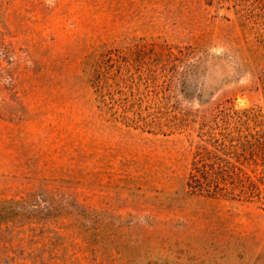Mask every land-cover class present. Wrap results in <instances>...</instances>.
<instances>
[{"label": "rangeland", "instance_id": "1", "mask_svg": "<svg viewBox=\"0 0 264 264\" xmlns=\"http://www.w3.org/2000/svg\"><path fill=\"white\" fill-rule=\"evenodd\" d=\"M0 264H264V0H0Z\"/></svg>", "mask_w": 264, "mask_h": 264}, {"label": "trees", "instance_id": "2", "mask_svg": "<svg viewBox=\"0 0 264 264\" xmlns=\"http://www.w3.org/2000/svg\"><path fill=\"white\" fill-rule=\"evenodd\" d=\"M219 146L220 150L223 149V151L225 150L227 152L226 157L232 158L235 157L236 154L239 155V157H242V155L245 156L246 154L244 151V144L242 143H237L236 145L230 144L228 145V147L224 144ZM238 150H240L241 152L238 153ZM253 152L254 151H251L249 153L255 154ZM228 154L231 156H229ZM217 160L220 161V158H217ZM224 163L225 165H222L218 162L213 163L212 167L214 168L216 167L215 165H217V169L213 174L214 176L212 182H209V184L212 186V189H210L211 186H208V189H203L202 187H200L201 185L196 175L190 176L191 188L198 191L206 190L207 192H212L214 194L220 192H223L225 194H236L235 192L237 191L236 195L251 198L257 191L252 182L249 181L247 183H242V181L240 180L239 172H235V170H237L235 165L232 164L230 161ZM197 170L198 169H195V172H197ZM221 183L222 186H220Z\"/></svg>", "mask_w": 264, "mask_h": 264}]
</instances>
